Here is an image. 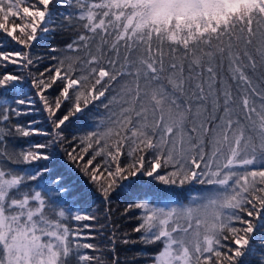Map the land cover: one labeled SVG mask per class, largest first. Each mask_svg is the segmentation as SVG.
Segmentation results:
<instances>
[{
  "label": "snow or ice",
  "instance_id": "obj_1",
  "mask_svg": "<svg viewBox=\"0 0 264 264\" xmlns=\"http://www.w3.org/2000/svg\"><path fill=\"white\" fill-rule=\"evenodd\" d=\"M138 260L264 264V0H0V264Z\"/></svg>",
  "mask_w": 264,
  "mask_h": 264
},
{
  "label": "trees",
  "instance_id": "obj_2",
  "mask_svg": "<svg viewBox=\"0 0 264 264\" xmlns=\"http://www.w3.org/2000/svg\"><path fill=\"white\" fill-rule=\"evenodd\" d=\"M68 40H69V37L67 35H58L56 38V43L58 46L63 47V43ZM45 50L46 49L40 46L34 49V51L36 52H41ZM39 108H40V105L38 104L37 109ZM25 119L26 120L34 119V120L39 121V123L37 124V127L43 130H47L50 127V125L47 122L46 114L41 111H36L33 113L31 117H27ZM31 140L34 142H44L45 138L42 136H33ZM50 167H53L55 169V168H58L59 165L58 163H54V164H51ZM60 170L65 171L66 181L69 184L73 185V187H75L76 189L83 191L84 186L81 183L83 178L80 177L78 172L68 173L64 169H60ZM125 206H126L125 203L121 199H114L112 206H111L112 207L111 217H112V220H114L117 224L120 225L121 232L126 231V232L131 233V228L134 225V221L127 217H122V213L124 211ZM105 209H106V206L103 203H101V201L98 198L92 197L91 199H85L83 201V210L87 211L91 215H95L97 217V220L79 222L81 225H85V224L92 225V228H93L92 235L95 236L96 239L93 241H89V242L96 243L99 246H101V248H103L107 244V237L108 235H110L109 227H104L102 230L103 234H101V225L108 224V217L106 215ZM71 224L74 226L76 222L72 221ZM84 231L87 232L88 230L84 229ZM133 239H135V236H133ZM142 247L143 245H139V244H129V245L117 244V249L119 251L121 261L123 262L127 260L131 262L133 256H135L136 252ZM93 254L99 255V253H93ZM137 264H143V261L138 260Z\"/></svg>",
  "mask_w": 264,
  "mask_h": 264
}]
</instances>
